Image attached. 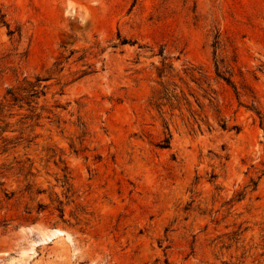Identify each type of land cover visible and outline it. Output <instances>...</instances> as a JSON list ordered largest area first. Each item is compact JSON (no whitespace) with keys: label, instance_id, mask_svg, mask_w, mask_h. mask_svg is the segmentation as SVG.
Wrapping results in <instances>:
<instances>
[{"label":"rangeland","instance_id":"1","mask_svg":"<svg viewBox=\"0 0 264 264\" xmlns=\"http://www.w3.org/2000/svg\"><path fill=\"white\" fill-rule=\"evenodd\" d=\"M0 104V264H264V0H0Z\"/></svg>","mask_w":264,"mask_h":264},{"label":"trees","instance_id":"2","mask_svg":"<svg viewBox=\"0 0 264 264\" xmlns=\"http://www.w3.org/2000/svg\"><path fill=\"white\" fill-rule=\"evenodd\" d=\"M127 42H123L122 44H125ZM216 75L219 79L225 81L228 85H230L231 87H233L236 90V86L233 82V80L231 78H228L226 76H224L223 74H221V72L219 71V68H217L216 70ZM42 79H40L39 77L36 78V81H32L30 79H25L23 81V83L16 87V88H11L8 90L7 92V96H10V101L11 102H15L19 103L22 101H27V103L29 104L31 100V98L36 97V95L38 94V82H40ZM237 92V90H236ZM238 93V92H237ZM0 106H3L2 108H4L5 105L0 104ZM259 113V112H258ZM167 146H162V148H168L170 147V141H167ZM65 178H67V175L64 176ZM68 185L67 179L64 181V186ZM70 192V187H67V193ZM65 204L63 203L62 200H58V206H57V210L60 214V218L64 219L65 216V208H64Z\"/></svg>","mask_w":264,"mask_h":264}]
</instances>
